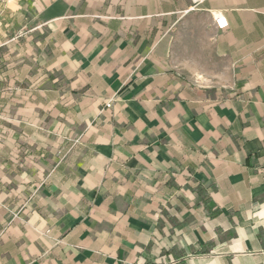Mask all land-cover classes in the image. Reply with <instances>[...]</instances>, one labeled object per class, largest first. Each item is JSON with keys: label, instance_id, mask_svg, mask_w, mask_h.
Wrapping results in <instances>:
<instances>
[{"label": "crops", "instance_id": "0c3cea01", "mask_svg": "<svg viewBox=\"0 0 264 264\" xmlns=\"http://www.w3.org/2000/svg\"><path fill=\"white\" fill-rule=\"evenodd\" d=\"M0 264H264V0H4Z\"/></svg>", "mask_w": 264, "mask_h": 264}, {"label": "built area", "instance_id": "2783aa9c", "mask_svg": "<svg viewBox=\"0 0 264 264\" xmlns=\"http://www.w3.org/2000/svg\"><path fill=\"white\" fill-rule=\"evenodd\" d=\"M214 26L217 30H223L227 27V22L222 14L214 17Z\"/></svg>", "mask_w": 264, "mask_h": 264}, {"label": "rangeland", "instance_id": "374dc122", "mask_svg": "<svg viewBox=\"0 0 264 264\" xmlns=\"http://www.w3.org/2000/svg\"><path fill=\"white\" fill-rule=\"evenodd\" d=\"M3 2H4V0H0V5H2Z\"/></svg>", "mask_w": 264, "mask_h": 264}]
</instances>
